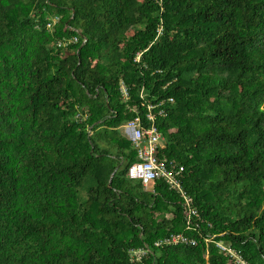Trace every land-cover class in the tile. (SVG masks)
<instances>
[{
	"label": "trees",
	"instance_id": "obj_1",
	"mask_svg": "<svg viewBox=\"0 0 264 264\" xmlns=\"http://www.w3.org/2000/svg\"><path fill=\"white\" fill-rule=\"evenodd\" d=\"M141 92L197 228L127 176ZM216 242L264 264V0H0V264H235Z\"/></svg>",
	"mask_w": 264,
	"mask_h": 264
},
{
	"label": "built area",
	"instance_id": "obj_2",
	"mask_svg": "<svg viewBox=\"0 0 264 264\" xmlns=\"http://www.w3.org/2000/svg\"><path fill=\"white\" fill-rule=\"evenodd\" d=\"M58 17H53L47 23L46 28L51 30L57 23ZM78 42L77 37L70 39H63L58 42V47L65 46L67 44ZM85 40H83V43ZM141 54L138 53L135 61H139ZM121 94L123 99L128 98V90L122 86ZM141 107L144 110L140 114L137 109L134 110L135 117L125 123L122 127V131L131 142L132 146L137 151V162L131 165L128 169L127 176L131 180L139 181L142 187L145 189L149 187L155 181L162 180L167 183L169 188L175 190L180 194L185 206V217L187 229L197 228L193 217H197L198 213L193 207L192 198L185 194L181 182L180 174L183 171L182 166H178L175 161L168 160L165 157L159 156V151L162 147L163 136L159 131L156 124L157 118L164 114L162 109L163 101L159 103H151L145 100L143 92L140 93ZM172 102V99H169ZM209 242V240H206ZM161 243H159L160 245ZM162 244L177 245V244H190L195 245V241L185 236L184 234H173L165 238ZM158 245V244H157ZM216 248L223 255L231 258L235 264H247L245 260L235 251L229 244L216 242ZM141 252L133 253V256L141 257Z\"/></svg>",
	"mask_w": 264,
	"mask_h": 264
},
{
	"label": "water",
	"instance_id": "obj_3",
	"mask_svg": "<svg viewBox=\"0 0 264 264\" xmlns=\"http://www.w3.org/2000/svg\"><path fill=\"white\" fill-rule=\"evenodd\" d=\"M115 171H116V170H115ZM112 176H113V175H112ZM112 176H111V177H112ZM110 183H111V178H110V180H109V184H110Z\"/></svg>",
	"mask_w": 264,
	"mask_h": 264
}]
</instances>
